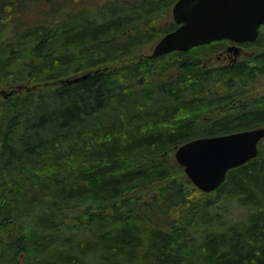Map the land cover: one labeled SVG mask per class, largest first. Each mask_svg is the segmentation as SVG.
<instances>
[{
  "label": "trees",
  "instance_id": "obj_1",
  "mask_svg": "<svg viewBox=\"0 0 264 264\" xmlns=\"http://www.w3.org/2000/svg\"><path fill=\"white\" fill-rule=\"evenodd\" d=\"M176 1L0 0V264H264L262 142L212 192L173 157L264 126V24L149 57Z\"/></svg>",
  "mask_w": 264,
  "mask_h": 264
},
{
  "label": "water",
  "instance_id": "obj_2",
  "mask_svg": "<svg viewBox=\"0 0 264 264\" xmlns=\"http://www.w3.org/2000/svg\"><path fill=\"white\" fill-rule=\"evenodd\" d=\"M172 16L177 27L154 44L149 57L186 51L222 39L235 43L230 48H234L237 55L241 48L238 44L255 42L259 36L264 24V0H177ZM90 74L66 81H78ZM263 138L264 126L198 137L180 145L175 156L197 188L212 192L226 180L230 169L258 155Z\"/></svg>",
  "mask_w": 264,
  "mask_h": 264
},
{
  "label": "rangeland",
  "instance_id": "obj_3",
  "mask_svg": "<svg viewBox=\"0 0 264 264\" xmlns=\"http://www.w3.org/2000/svg\"><path fill=\"white\" fill-rule=\"evenodd\" d=\"M171 14H172V10H171ZM7 17H10V19L8 20V23H13L14 21V17H12L10 15V12H3L0 10V27L1 26H7V24H4V22L6 21ZM30 17H31V12H30ZM173 18V16H172ZM4 24V25H3ZM7 35V34H6ZM155 43H152L150 46L143 48L142 53H151L153 50V46ZM245 48V47H244ZM253 52V50H247L246 48L244 49V51H242V55L240 56V59H243V57L249 56V54ZM235 52H231V55H233ZM209 63L211 64H221L222 61L221 59L218 58L217 54L214 56H210L209 57ZM250 87V88H249ZM248 88L250 89L251 93H259V94H263L264 93V78L260 79L257 82L254 83H249L248 84ZM1 90H4V92L2 93ZM10 90H8L7 85H0V98L1 97H6V95L8 94ZM262 142V149L264 150V138L260 141V143ZM176 151V150H175ZM175 151L173 153V157L176 159L175 156ZM205 197L207 196L206 194H203ZM202 196H200L201 198H204ZM240 214L243 212H239Z\"/></svg>",
  "mask_w": 264,
  "mask_h": 264
},
{
  "label": "flooded vegetation",
  "instance_id": "obj_4",
  "mask_svg": "<svg viewBox=\"0 0 264 264\" xmlns=\"http://www.w3.org/2000/svg\"><path fill=\"white\" fill-rule=\"evenodd\" d=\"M232 44H235V43L228 40V43L225 45V47L223 49H221L219 51V53L217 54L218 58L221 59L222 64H227V63H230L232 61L233 62H239L241 60L240 56L242 55V51H244V49H245L244 46H242L241 44H238L241 46L240 53L237 55L235 53L233 55H231V52H233V51L235 52L234 48H230L232 46Z\"/></svg>",
  "mask_w": 264,
  "mask_h": 264
},
{
  "label": "bare ground",
  "instance_id": "obj_5",
  "mask_svg": "<svg viewBox=\"0 0 264 264\" xmlns=\"http://www.w3.org/2000/svg\"><path fill=\"white\" fill-rule=\"evenodd\" d=\"M12 7V6H11ZM19 9V8H18ZM20 12V11H19ZM224 40V39H223ZM215 42V41H214ZM227 48V47H226ZM155 82V81H154ZM250 88V87H249ZM232 170V169H231ZM183 188V187H182ZM184 189V188H183ZM187 191V190H186ZM175 194V193H174ZM184 194V193H183ZM226 195V194H225ZM176 196V195H175ZM172 197V196H171ZM174 198V197H173ZM180 198V197H179ZM215 201V200H214ZM95 209V208H94ZM251 209V208H250ZM222 211V210H221ZM247 212V211H246ZM245 213V212H244ZM97 215V214H96ZM235 215V214H234ZM243 218V217H242Z\"/></svg>",
  "mask_w": 264,
  "mask_h": 264
}]
</instances>
